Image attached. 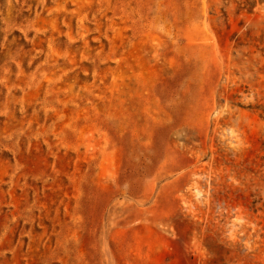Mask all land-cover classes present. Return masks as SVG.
I'll return each instance as SVG.
<instances>
[{
    "label": "rangeland",
    "instance_id": "obj_1",
    "mask_svg": "<svg viewBox=\"0 0 264 264\" xmlns=\"http://www.w3.org/2000/svg\"><path fill=\"white\" fill-rule=\"evenodd\" d=\"M0 264H264V0H0Z\"/></svg>",
    "mask_w": 264,
    "mask_h": 264
}]
</instances>
